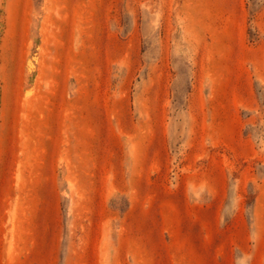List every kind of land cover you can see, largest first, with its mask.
<instances>
[{
	"label": "rangeland",
	"instance_id": "rangeland-1",
	"mask_svg": "<svg viewBox=\"0 0 264 264\" xmlns=\"http://www.w3.org/2000/svg\"><path fill=\"white\" fill-rule=\"evenodd\" d=\"M0 264H264V0H0Z\"/></svg>",
	"mask_w": 264,
	"mask_h": 264
}]
</instances>
